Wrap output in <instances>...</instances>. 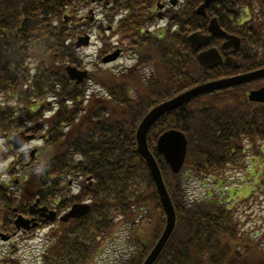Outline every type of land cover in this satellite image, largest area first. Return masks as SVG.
<instances>
[{"label": "trees", "instance_id": "trees-1", "mask_svg": "<svg viewBox=\"0 0 264 264\" xmlns=\"http://www.w3.org/2000/svg\"><path fill=\"white\" fill-rule=\"evenodd\" d=\"M106 1L108 22L123 14L114 32L121 46L137 54V63L119 74L94 71L90 78L107 98L88 100L85 88L74 87L64 70L67 64L80 65L73 40L82 28L63 18L76 15L90 0H0V96L16 100L29 122L36 112L35 132L44 142L37 153L42 171L38 192L47 194L46 178L52 175L57 192L51 194L60 193L61 180L69 173L82 177L80 197L93 200L86 217L56 230L42 264H93L123 225L131 227L132 258L121 264H141L165 224L153 180L136 152L141 119L155 105L197 84L264 67V0H222L212 4L204 18L195 14L203 0H179L177 9L165 15L167 26L154 32L147 27L156 22L157 4L166 0ZM243 9L256 12L253 29L237 22ZM212 17L241 38L237 69L220 65L204 73L197 63L187 38L194 31L206 33ZM257 83L264 85V79ZM256 85L200 97L164 115L150 129L148 147L176 212L174 232L155 264H264V237L258 241L242 231L238 209L208 188L198 197L187 191L192 182L206 179L223 190L225 170L243 166L248 155L264 166V105L247 100ZM48 99H54L57 110L44 119L40 108ZM167 130L182 132L188 142L178 175L155 153L158 136ZM58 195L64 197L62 205L78 199Z\"/></svg>", "mask_w": 264, "mask_h": 264}, {"label": "water", "instance_id": "water-1", "mask_svg": "<svg viewBox=\"0 0 264 264\" xmlns=\"http://www.w3.org/2000/svg\"><path fill=\"white\" fill-rule=\"evenodd\" d=\"M215 1L220 0H204V3L197 9V14L204 16L206 8ZM208 31L210 33L209 36H204L200 33H194L189 37V42L195 51H198L202 47L208 46L211 39L214 37H222L225 39L226 42L222 46L223 51L231 48L232 52H236L239 49V39L223 32L218 26V23L215 19L210 21ZM87 43L88 38L86 37L83 39H79L76 46L80 47L81 45H87ZM117 56L118 53H115L114 55L108 57L104 62L115 60ZM197 59L199 64L203 67L204 71L212 69L222 62V58L216 49H209L207 51L201 52L200 54H198ZM224 64L237 67L236 62L232 58H229L228 55H226ZM66 72L70 79L77 80V83H81L86 78L85 72H79L74 68L68 67L66 68ZM261 78H264V68L244 75L198 85L186 92L179 94L175 98L156 106L143 118V120L139 124L136 131V151L144 160L151 173L153 182L160 197L162 208L166 216V223L163 233L143 264L155 263V261L163 251L165 245L167 244L170 236L172 235L176 223L175 211L164 186L160 170L147 146L146 136L149 129L164 114L174 111L200 96L239 86L241 84L249 83ZM248 99L251 102L264 103V88L258 91L250 92ZM22 143L24 142L22 141L21 144ZM186 150V139L182 133L177 131H167L163 133L157 141L158 154L164 157L172 173L174 174H177L181 170L185 160ZM88 211L89 207L86 205H75L73 206L72 210L64 218H62V221L66 222L69 219L80 218L88 213ZM51 219L52 217L50 218V220Z\"/></svg>", "mask_w": 264, "mask_h": 264}, {"label": "rangeland", "instance_id": "rangeland-1", "mask_svg": "<svg viewBox=\"0 0 264 264\" xmlns=\"http://www.w3.org/2000/svg\"><path fill=\"white\" fill-rule=\"evenodd\" d=\"M102 7H103L102 4H90V6L87 9L83 10L79 14V17L80 16L89 17L91 15L89 13L90 10H93L92 13L94 12L93 15H94L95 21L91 23V25L92 24L102 25V22L104 21V16L102 15L104 10ZM115 16L118 19L117 22L119 21V19L123 17V15L121 14L119 16L117 15ZM158 24H159L158 26L163 27L165 22L160 21L158 22ZM88 32H90L89 34H91L92 36L91 44L87 48L80 49L79 55L82 58V62H81V66L78 69L91 72L94 70L95 67L100 66L99 68H101V63H99L98 56H97L98 55L97 52L99 50L100 44H99V39H98L99 35L96 33V29L90 30ZM113 41H116V40L113 39ZM124 60L126 59H123L120 62L122 65L124 63ZM122 65L117 66V64H111L109 66H102V69L109 70L113 68V70H115L116 68V70L119 71L121 70ZM91 93H94L98 97L102 96V92L99 90V88H94L93 86L90 87V94ZM50 104L52 103L50 102ZM49 114L50 113H46L47 117H49L48 116ZM41 145H42V141L37 142V143L34 142L30 144L29 147L38 148ZM245 146H247V144ZM253 158L254 157H251L250 155H248L246 162L244 164V168H242L241 170H234V171L232 169L228 170L225 174H226V177L229 178L230 184L226 185L225 192L221 194L220 190L222 189H218V188L214 189V192L215 194L222 195L223 199L228 197L229 195H235V194L237 195V197H239V198H236L234 203H231L230 208L234 209L237 207L238 213L242 216V221L245 223L243 232L249 231L251 234H254L255 237H258L257 240L259 241V237H264V182L262 183L259 182L258 184H255L254 187H252V184L255 183L254 178L252 176H253L254 170L261 171L263 175H264V171L262 170V165H260V163H257V164L254 163ZM23 159H25V157ZM11 160L12 158L9 157L8 161H11ZM21 163H23V160L21 161ZM19 168L21 169V171L19 172V177L21 178L23 173L26 172V169H25V166L19 167ZM263 169H264V166H263ZM206 181L210 183L211 180L209 181L206 180ZM211 183L212 184L209 185V187L211 186L216 187L215 181H211ZM190 189L192 190V193H194V195L201 194L204 191L203 187L201 186V182H197L196 184L194 183L191 184ZM72 192H77V189L73 188ZM251 192H253V194H251ZM248 194L249 195L251 194L250 197ZM248 197H249L248 202H242L238 205L239 200L237 201V199L242 200ZM47 231L48 230H45L41 234H38V237H45ZM113 237H114L113 244H114L115 250L108 249L102 252L101 257L99 258L100 259L98 262L99 264H110L111 259H116L115 257L117 256V253H126L130 250L131 243L129 241V232L126 227L121 226L119 229H116ZM262 242L264 246V240ZM108 258H111V259H108ZM103 259L105 260L102 262ZM37 261L38 259H36L34 263L32 264H36Z\"/></svg>", "mask_w": 264, "mask_h": 264}, {"label": "flooded vegetation", "instance_id": "flooded-vegetation-1", "mask_svg": "<svg viewBox=\"0 0 264 264\" xmlns=\"http://www.w3.org/2000/svg\"><path fill=\"white\" fill-rule=\"evenodd\" d=\"M29 166L31 167L30 170L26 172L24 175V177L27 180H29L30 177L33 175L34 173L33 168L35 165L31 163L29 164ZM15 183H17V181H15ZM6 185H8V182H6L4 185H1L0 189L5 190ZM3 195L5 198L9 196L7 193H4ZM21 208L22 210L20 211V215H17L15 208H11L8 205H4V203L0 204V240L1 241L5 242L11 240L13 237L18 236V233L13 229L14 219H16L18 216H22L26 220H33L31 222V225L37 224V226L39 227L42 224H46V222L43 221L44 219L40 218L39 214H36L38 211L37 207H32V205H30L27 202L22 204Z\"/></svg>", "mask_w": 264, "mask_h": 264}]
</instances>
